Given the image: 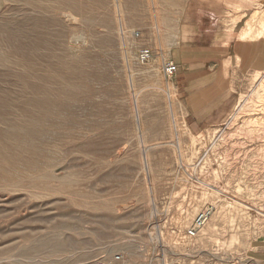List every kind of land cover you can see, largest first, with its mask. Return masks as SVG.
I'll use <instances>...</instances> for the list:
<instances>
[{
	"label": "rangeland",
	"instance_id": "374dc122",
	"mask_svg": "<svg viewBox=\"0 0 264 264\" xmlns=\"http://www.w3.org/2000/svg\"><path fill=\"white\" fill-rule=\"evenodd\" d=\"M134 3L0 0V264H264V72L191 131Z\"/></svg>",
	"mask_w": 264,
	"mask_h": 264
},
{
	"label": "crops",
	"instance_id": "0c3cea01",
	"mask_svg": "<svg viewBox=\"0 0 264 264\" xmlns=\"http://www.w3.org/2000/svg\"><path fill=\"white\" fill-rule=\"evenodd\" d=\"M134 1V14L152 17L144 18L140 30L156 33L157 38L143 47L153 56L160 48L164 59L178 66L170 79L188 128L196 133L222 124L250 90L256 74L264 72V38L243 36L246 25L241 23L251 9L248 1ZM235 3L243 7L236 11L231 6Z\"/></svg>",
	"mask_w": 264,
	"mask_h": 264
},
{
	"label": "built area",
	"instance_id": "2783aa9c",
	"mask_svg": "<svg viewBox=\"0 0 264 264\" xmlns=\"http://www.w3.org/2000/svg\"><path fill=\"white\" fill-rule=\"evenodd\" d=\"M139 34L140 33L137 31L136 36H139ZM152 57H153V53H152L150 48L142 47L139 49L138 59L140 62L146 63V62L150 61ZM161 65H162V71L167 78H171L176 74L178 66L174 61L169 60V59H163ZM207 213H208L207 210L201 211L200 213H198V215L194 219V223H193L192 227L188 230L189 235L193 236L196 234L198 229L205 223V221L207 219V215H208ZM120 260H122V256L116 255V257L114 258V261L111 263H105L103 261H97L94 264H117V262H119Z\"/></svg>",
	"mask_w": 264,
	"mask_h": 264
},
{
	"label": "bare ground",
	"instance_id": "6f19581e",
	"mask_svg": "<svg viewBox=\"0 0 264 264\" xmlns=\"http://www.w3.org/2000/svg\"><path fill=\"white\" fill-rule=\"evenodd\" d=\"M72 16V15H71ZM71 18V17H70ZM75 19V18H74ZM260 32V31H259ZM250 34V32H244L243 33V36L245 37V36H247V35H249ZM258 34H261V33H258ZM257 34V35H258ZM79 39H81L82 37H78ZM134 44H137V43H139L137 40H134V42H133ZM130 44H131V42H130ZM155 67V66H154ZM264 86V85H263ZM261 91V90H260ZM260 91H258L257 90V92L259 93ZM257 93V94H258ZM262 95H264V94H262ZM261 95V92H260V94H259V96H257V97H259L260 99H264V96H262ZM261 101H263V100H261ZM264 106V105H263ZM263 109H264V107H263ZM141 116V115H140ZM139 118V117H138ZM249 132H251V130H249ZM245 171H242L241 172V174H243ZM240 173V172H239ZM189 175H191V174H189ZM203 184H205V185H209L208 183H206V182H204ZM237 188L238 189H240V186H237ZM216 190H219V191H223L222 189H220V188H218V189H216ZM218 192V191H217ZM221 196V195H220ZM243 204V203H242ZM247 207H248V205H247ZM259 211V210H258ZM260 212V211H259ZM210 213H211V211L210 212H208L207 214V218H208V216L210 215ZM255 217V216H254ZM216 218H217V215H214L213 217H212V219L208 222V225H207V227L208 228H211V227H213V226H215V224H216ZM231 221H234V220H231ZM42 222V221H41ZM253 251V250H252ZM237 263V262H236Z\"/></svg>",
	"mask_w": 264,
	"mask_h": 264
}]
</instances>
